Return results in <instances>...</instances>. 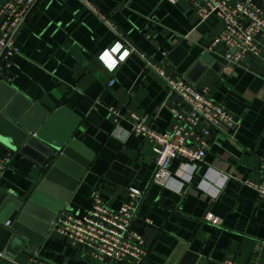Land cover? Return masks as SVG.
Listing matches in <instances>:
<instances>
[{"label": "crops", "instance_id": "1", "mask_svg": "<svg viewBox=\"0 0 264 264\" xmlns=\"http://www.w3.org/2000/svg\"><path fill=\"white\" fill-rule=\"evenodd\" d=\"M88 1L100 15L80 0H36L16 33L18 52L10 66L2 70L0 60V83L5 84H0V101L9 96L10 86L48 113L65 107L79 118L72 138L90 159L58 214H83L95 198L116 209L127 200L128 189L137 188L142 197L131 228L143 236L147 254L141 263L119 264H164L177 249L205 257V264L224 259L264 263V208L248 184L262 176L264 66L252 56L226 63L221 44L209 50L221 24L215 14L202 19L191 0ZM117 41L132 52L108 70L98 56ZM167 76H183L206 89L240 126L233 136L211 128L203 160H173L171 187L163 188L151 181L155 154L146 138L131 131V118L159 132L171 128L183 104L170 92ZM1 159L6 168L0 191L27 200L44 168L2 140ZM190 165L195 171L185 182L183 170ZM62 182L71 184L67 178ZM208 213L216 223L205 219ZM9 231L0 222V264H88L86 250L49 230L36 241L37 259L30 263L28 241L8 239Z\"/></svg>", "mask_w": 264, "mask_h": 264}, {"label": "built area", "instance_id": "2", "mask_svg": "<svg viewBox=\"0 0 264 264\" xmlns=\"http://www.w3.org/2000/svg\"><path fill=\"white\" fill-rule=\"evenodd\" d=\"M36 0H6L0 5V60L2 70L10 66V58L18 52L15 36L23 19ZM95 14L100 15L96 6L88 0H80ZM174 4L176 0H167ZM198 15L204 19L215 12L221 28L211 40L208 49L221 44L224 47L222 59L235 65L248 56L257 58L264 66V0H191ZM262 4V5H261ZM114 30L115 27L105 20ZM132 49L120 41L104 49L98 56L108 70L123 62ZM158 70V69H157ZM159 71V70H158ZM165 81L171 93L179 96L183 104L181 112H175L176 121L167 131L159 132L133 115L131 131L146 138L155 154V169L152 183L170 188L172 173L169 166L173 160L183 164L201 161L205 157L210 129L226 132L233 136L240 126L239 119L222 104L212 100L206 89H199L183 76H167ZM112 83V81L110 82ZM116 118L118 112L113 111ZM202 124V128H197ZM6 168V161L0 160V179ZM195 171L194 166L185 167L183 180L189 182ZM259 181L248 182L255 190L258 201L264 208V158L261 159ZM180 188V186H179ZM178 188V189H179ZM176 189V188H175ZM176 189V190H178ZM142 197L137 188L128 189V198L118 208L110 209L95 198L92 206L83 214L68 211L57 213L49 225V232L67 238L72 246L88 252V264H119L125 260L141 263L147 254L143 236L131 228L136 207ZM205 219L217 222V217L208 213ZM9 228L10 219L2 222ZM30 263L36 261L37 253L29 249ZM214 264H239L224 259ZM245 264H264L262 262Z\"/></svg>", "mask_w": 264, "mask_h": 264}, {"label": "water", "instance_id": "3", "mask_svg": "<svg viewBox=\"0 0 264 264\" xmlns=\"http://www.w3.org/2000/svg\"><path fill=\"white\" fill-rule=\"evenodd\" d=\"M0 84L5 85L3 82ZM7 88L9 96L0 101V140L12 150L19 149L42 166L45 173L27 200L16 199L11 191H0V204L3 205L0 222L10 219L8 239L21 238L24 245L28 241L29 249L34 250L36 241L45 236L55 215L64 208L67 196L83 174L82 168L87 166L90 156L77 148V141L72 138L79 122L75 114L65 107L48 113L40 104L22 96L14 88ZM70 166L78 170L77 174L68 169ZM64 178L70 179L71 184H64ZM13 211L16 212L12 215ZM205 262V257L177 249L164 264Z\"/></svg>", "mask_w": 264, "mask_h": 264}]
</instances>
